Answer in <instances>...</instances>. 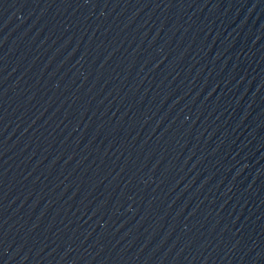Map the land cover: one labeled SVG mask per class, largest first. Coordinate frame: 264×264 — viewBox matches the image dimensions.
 <instances>
[{"label": "water", "instance_id": "1", "mask_svg": "<svg viewBox=\"0 0 264 264\" xmlns=\"http://www.w3.org/2000/svg\"><path fill=\"white\" fill-rule=\"evenodd\" d=\"M0 264H264V0H0Z\"/></svg>", "mask_w": 264, "mask_h": 264}]
</instances>
